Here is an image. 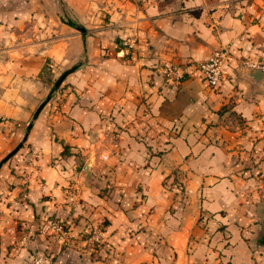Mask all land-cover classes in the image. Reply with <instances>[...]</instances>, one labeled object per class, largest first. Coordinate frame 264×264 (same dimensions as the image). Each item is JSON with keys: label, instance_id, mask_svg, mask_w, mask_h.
Listing matches in <instances>:
<instances>
[{"label": "crops", "instance_id": "crops-1", "mask_svg": "<svg viewBox=\"0 0 264 264\" xmlns=\"http://www.w3.org/2000/svg\"><path fill=\"white\" fill-rule=\"evenodd\" d=\"M63 2L72 20L0 0V164L23 144L0 167V264H264V74L241 64L264 65V0ZM220 48L212 87L197 64ZM74 218L73 238L103 227L98 261L42 231Z\"/></svg>", "mask_w": 264, "mask_h": 264}, {"label": "built area", "instance_id": "built-area-1", "mask_svg": "<svg viewBox=\"0 0 264 264\" xmlns=\"http://www.w3.org/2000/svg\"><path fill=\"white\" fill-rule=\"evenodd\" d=\"M138 47V39L136 35H130L122 40V52L126 56H130ZM230 57V50L228 48H220L213 52L211 57L207 61L197 64L198 71L203 75L210 86L216 87L223 75V68ZM242 66L250 71H258L264 74V65L250 61V59H243ZM175 68V69H174ZM167 75H170L175 81L182 80L188 74V68L183 67L177 69L176 67L167 66ZM55 231L60 236L65 234L64 228L61 224L48 220L42 227L43 232H49V230ZM96 241L101 243L100 236H97ZM28 264H51L50 260L44 254L35 255Z\"/></svg>", "mask_w": 264, "mask_h": 264}, {"label": "rangeland", "instance_id": "rangeland-1", "mask_svg": "<svg viewBox=\"0 0 264 264\" xmlns=\"http://www.w3.org/2000/svg\"><path fill=\"white\" fill-rule=\"evenodd\" d=\"M31 1L33 4L32 8L35 9L33 10V12H37L39 15L43 13H47V14L51 13L54 16L57 15L58 17L63 18L64 20H72L71 17L68 15L63 0H22L23 7L27 11V13L30 12L27 10V8H28V4H30ZM72 1L80 4L86 3L93 6L95 2L99 3L100 0H72ZM88 13L91 12L89 11ZM26 24L33 25L31 20H27ZM52 221L61 224L64 228L65 234L63 236H60V238L61 237L65 238L70 236V239L75 240L74 242H72V245L68 247L71 252H74L75 254L77 253L79 255L86 254V256H88L92 261L95 260L98 261L100 258L104 256L103 253L102 254L100 253L102 249L105 248L104 243H102L104 240L103 227L102 228L98 227L96 229L94 228L88 229L87 232L81 234V236L73 238L70 235V231L73 223L76 222L75 218L72 220L73 222H69L68 220L67 221L60 220V219H53ZM54 235L57 236L58 234L55 232ZM97 236H100V239L102 241L101 243L96 241L95 238ZM83 242H87V245H83ZM44 253L45 256H47L49 259L52 260L51 262L52 264L53 261L55 260V256H57V251L45 249Z\"/></svg>", "mask_w": 264, "mask_h": 264}, {"label": "water", "instance_id": "water-1", "mask_svg": "<svg viewBox=\"0 0 264 264\" xmlns=\"http://www.w3.org/2000/svg\"><path fill=\"white\" fill-rule=\"evenodd\" d=\"M79 30H81V31H85L83 28H79ZM72 71H67V72H65V74L60 78V80L57 82V84H56V87L57 88H59L60 86H61V84H62V82L65 80V78L71 73ZM43 107L44 106H42L39 110H38V112L36 113V115H35V117L37 118L38 117V115H39V113L41 112V110L43 109ZM24 143V142H23ZM23 144H21V146H22ZM21 146H19V148H17L14 152H12L5 160H3V162L0 164V167L6 162V161H8L9 159H10V157H12L13 155H15L16 153H17V151L21 148ZM86 171H88V168L86 169ZM263 224H264V222H263Z\"/></svg>", "mask_w": 264, "mask_h": 264}]
</instances>
